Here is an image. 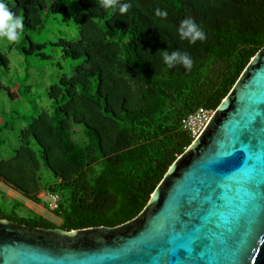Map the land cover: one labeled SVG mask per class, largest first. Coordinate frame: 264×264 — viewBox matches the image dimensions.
<instances>
[{"label": "trees", "instance_id": "1", "mask_svg": "<svg viewBox=\"0 0 264 264\" xmlns=\"http://www.w3.org/2000/svg\"><path fill=\"white\" fill-rule=\"evenodd\" d=\"M5 2L23 19L24 32L40 34L55 15L67 13L54 0ZM75 2L62 21L78 25L79 36L51 45L78 64L47 88L51 111L21 128L18 146L0 160V182L31 202L40 203L41 169L56 177L45 190L58 196L51 211L61 223L32 211L24 218L14 208H0V219L65 232L135 218L193 141L181 119L199 107L215 111L264 48V0H120L130 4L123 14L103 9L99 0ZM157 8L167 17H157ZM186 17L204 30L203 41L179 37ZM44 46L25 36L20 50L37 56ZM164 49L186 52L191 69L169 68L159 54ZM8 71L0 52V75ZM0 89H6L1 82ZM4 144L0 137L1 153Z\"/></svg>", "mask_w": 264, "mask_h": 264}, {"label": "water", "instance_id": "2", "mask_svg": "<svg viewBox=\"0 0 264 264\" xmlns=\"http://www.w3.org/2000/svg\"><path fill=\"white\" fill-rule=\"evenodd\" d=\"M0 264H264V48L135 218L69 232L0 219Z\"/></svg>", "mask_w": 264, "mask_h": 264}, {"label": "rangeland", "instance_id": "3", "mask_svg": "<svg viewBox=\"0 0 264 264\" xmlns=\"http://www.w3.org/2000/svg\"><path fill=\"white\" fill-rule=\"evenodd\" d=\"M54 1L64 5L67 13L55 15V20H50L43 32L36 34L23 31L19 41L11 43L0 39V52L4 53L9 61L8 73L0 75V82L6 87L0 89V137L6 140L4 152H0V160L9 158L12 150L18 146L16 136L21 128L42 111H51V102L46 95L47 88L57 83L61 75H68L78 64V61L64 59L61 49L51 45L59 37L73 40L79 36L78 25L71 19L67 22L62 21V18H68L77 7L76 2L75 0ZM25 36H29L38 44L45 45L36 51L37 56L20 50L21 40ZM40 54L47 58L42 59ZM80 138L78 134L73 137L75 140ZM56 182V177L50 171L41 169L43 187L42 193L38 195L40 203L27 200L0 182V208L7 212L14 208L16 214L24 218L30 217L32 211L54 225H59L61 220L48 209L50 197L45 190V187Z\"/></svg>", "mask_w": 264, "mask_h": 264}, {"label": "clouds", "instance_id": "4", "mask_svg": "<svg viewBox=\"0 0 264 264\" xmlns=\"http://www.w3.org/2000/svg\"><path fill=\"white\" fill-rule=\"evenodd\" d=\"M99 5L106 10L118 8L121 14L126 13L130 7L129 3H121L120 0H99ZM155 15L164 19L168 13L165 10L157 8ZM23 29V19L10 9L5 0H0V39L9 43L19 41ZM177 33L182 40L187 39L189 43H195L197 40L203 41L206 38V33L192 17H186L180 21ZM159 54L162 57L163 63L169 68L176 64H181L188 70L192 67V59L186 52L172 51L169 53L164 49L160 50Z\"/></svg>", "mask_w": 264, "mask_h": 264}, {"label": "built area", "instance_id": "5", "mask_svg": "<svg viewBox=\"0 0 264 264\" xmlns=\"http://www.w3.org/2000/svg\"><path fill=\"white\" fill-rule=\"evenodd\" d=\"M213 112L214 111L199 107L181 119V128L195 140ZM49 197L50 203L48 204V209L53 210L56 208L58 197L56 195H49Z\"/></svg>", "mask_w": 264, "mask_h": 264}]
</instances>
